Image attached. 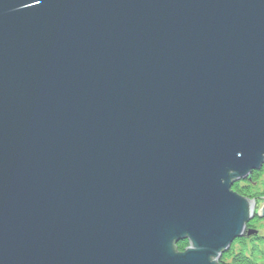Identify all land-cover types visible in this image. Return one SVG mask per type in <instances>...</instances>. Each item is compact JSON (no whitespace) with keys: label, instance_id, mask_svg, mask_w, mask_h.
<instances>
[{"label":"water","instance_id":"obj_1","mask_svg":"<svg viewBox=\"0 0 264 264\" xmlns=\"http://www.w3.org/2000/svg\"><path fill=\"white\" fill-rule=\"evenodd\" d=\"M263 166L264 0H0V264H219Z\"/></svg>","mask_w":264,"mask_h":264},{"label":"trees","instance_id":"obj_2","mask_svg":"<svg viewBox=\"0 0 264 264\" xmlns=\"http://www.w3.org/2000/svg\"><path fill=\"white\" fill-rule=\"evenodd\" d=\"M263 175H264V168L261 172H254L253 175H251L250 178H248L245 182L235 184L233 191L249 199L264 201V181L262 179ZM260 222L261 220L256 217L249 226L254 227V225H257ZM258 238L259 235L252 237L251 240L254 241L257 240L261 244H264V238L260 239V241L258 240ZM244 241H237V243L242 244ZM188 247H189L188 242H181L177 245L176 249L179 252H184L185 249ZM232 255H233L232 251L231 253L225 254V256L223 257V261H227L229 262V264H259L258 261L253 260L244 253L233 256Z\"/></svg>","mask_w":264,"mask_h":264},{"label":"rangeland","instance_id":"obj_3","mask_svg":"<svg viewBox=\"0 0 264 264\" xmlns=\"http://www.w3.org/2000/svg\"><path fill=\"white\" fill-rule=\"evenodd\" d=\"M263 168H264V166H263ZM263 168H262V170H263ZM262 179L264 181V175H263ZM242 182H245V181H242ZM239 183H241V182H239ZM247 199H249V198H247ZM249 200H253V199H249ZM255 203H256V207H255L254 213H255V218L256 217L258 218V213L262 210V208L264 206V201L255 200ZM250 224H251V222L248 224L244 236L242 238L237 239L232 244L231 248L229 249V251L227 253H231V251H232L233 255L244 253L248 257L252 258L253 260L258 261L259 264H264V244H261L257 240L256 241L251 240L252 237L255 236V235H253V233L254 234L258 233V235H259L258 240L259 241H260V239L264 238V220H261V222L257 225H254V227H250L249 226ZM250 233H252L253 236ZM237 241H244L243 242L244 244L243 243L242 244L237 243ZM224 256H225V254L218 260L219 264H229V262L223 261ZM230 261H231V258H230Z\"/></svg>","mask_w":264,"mask_h":264}]
</instances>
